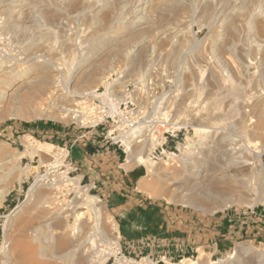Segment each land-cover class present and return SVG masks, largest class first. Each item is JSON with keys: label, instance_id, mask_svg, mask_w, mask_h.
Masks as SVG:
<instances>
[{"label": "rangeland", "instance_id": "1", "mask_svg": "<svg viewBox=\"0 0 264 264\" xmlns=\"http://www.w3.org/2000/svg\"><path fill=\"white\" fill-rule=\"evenodd\" d=\"M21 1L0 0V247L11 220V251L25 239L41 264H264V227L219 226L222 216L250 220L264 211V0ZM104 93L116 96L117 109L95 127L104 120L96 107L113 102ZM22 112L33 118H18ZM164 122L178 135L166 154L154 153L152 134ZM199 140V150L180 147ZM32 142L42 149L33 159L25 155ZM128 148L138 158L147 152L148 164H127ZM45 175L48 188L64 176L78 181L62 186L47 213L67 212L83 195L100 200L108 216L97 221L75 207L73 217L84 214L74 236L81 253L58 260L51 231L32 240L45 214L27 194ZM140 181L155 183L161 197L150 198ZM103 192L128 195V204L115 211ZM220 231L233 246L214 254ZM40 246L50 258L39 256ZM13 254L4 264H30Z\"/></svg>", "mask_w": 264, "mask_h": 264}, {"label": "bare ground", "instance_id": "2", "mask_svg": "<svg viewBox=\"0 0 264 264\" xmlns=\"http://www.w3.org/2000/svg\"><path fill=\"white\" fill-rule=\"evenodd\" d=\"M132 1H134V0H132ZM152 1H154V0H140V2H142V5L147 4L148 2H152ZM18 2H20V1H18ZM14 4H16V3H14ZM20 6H22V3L19 4V7ZM10 8H8L7 10H9ZM17 12L18 11H16V13ZM38 46H39V44H38ZM33 59H36V58H33ZM33 59H31V60H33ZM9 67H11V66H9ZM33 70L34 71H38L39 73L43 72L41 70V68H39L37 66H35V68H33ZM12 73L13 72L10 71V72H8L6 74L4 73V74L5 75H10V77L12 78ZM51 84L52 83H48V84L42 83L41 87L44 88L45 91H50V89H52L54 87L56 88V86H52ZM17 116H18V118H21L23 120H29V119L33 118V117H30L25 112H22V113L18 114ZM197 134L200 135L199 131L197 132ZM151 140L156 143L155 145H153V148H152V150H154L157 146H160L159 141H161L162 139H160V138H158V137L153 135ZM142 141H146V140H141V142ZM202 145H203L202 140H199L197 142H188L187 145H181L180 147L183 150V152L185 154H187L190 151L201 149ZM47 147H53V146L47 144ZM28 149H29L30 152H27L25 155L26 156H30L32 159L35 158L36 156H38L42 152L41 151L42 150L41 146L38 143H36V142H32L31 145L28 146ZM128 150H129L128 151L129 153H128V157H127V164H133L134 162H136L135 159H136V157L138 158L139 155L134 157L132 155V153H131L130 148H128ZM64 153L65 154H60L59 153V154L56 155L57 156V161L59 163L56 166L55 165L54 166L53 165L50 166L51 167V171L57 169L58 166H62L63 165V163L65 161V158H66V155H67V151L64 152ZM148 161H149V155H148L147 152H144L143 155L138 158L137 162L139 164H142L143 166H146L148 164ZM19 171H20V174L18 173V175H19L18 179H17V175H16L17 173L14 174V172H12L9 175H11L12 178L16 177V179L21 183V182H23V178H24V176L27 173V169H21ZM223 178L226 179V177H223ZM48 179H49V175L38 177V179L30 187L29 192L27 194L28 195V197H27L28 201H33L34 202V200H36L37 204H40L41 206H43L41 208H43L42 212L44 211V214H45L42 217V221L41 222L39 221L40 222L39 226L38 227L36 226L37 229H35L33 231L34 238H32V240L34 241V243L38 241L37 234H38V232H40L39 229H41V228H45L48 231H51L54 236H57L56 239H54V238L53 239H49V241H50L49 243L52 244V256H51V258L53 260L54 259L58 260V259L63 258L64 256H67L69 253L75 254L77 252H80V250H81L82 244L80 243V238H79V236L78 237H74V236H75V233H76L75 229H76L77 223L80 220V218L82 216H84V214H79L77 216V218L73 217V211H74L75 207H78L80 204L85 205L86 209H88L90 212L92 211L94 213V215L96 216L97 221L98 220L99 221H106V220H108V218H107L108 216L106 215V212H105V206L100 200H95L96 198L94 199L93 197H90V196L83 197V195H81L80 197L78 196V198H80V200L77 199V201L74 203V207L72 209L68 210L67 212H62V210H58L57 212H55L53 214L52 213H47L46 210H44V208L46 209V208H49L50 206L56 205V202L59 199L58 196L60 194V191L62 190L61 189L62 186L63 187H68L67 186L68 184H65L66 182L69 183V185H74V186L78 187V181L77 180L68 179L67 176L66 177L64 176L63 179L61 178V179H59L57 181L53 180V182H57V183L53 184V186L51 185V188H48L47 187L48 184H49L48 183ZM234 181L237 182L238 180H234ZM59 184H62V185L59 186ZM140 185H141L140 190L145 191L150 196V198L158 199V198L161 197L160 196L161 194H159L160 192H157L155 187H154L155 183L153 184V183H148L146 181H141ZM40 190L43 191L41 193L42 196H40V198H37V193ZM5 195H6V191H1L0 190V199H4ZM83 198H86V199L82 200ZM2 201L3 200H1L0 202H2ZM46 205H49V206H46ZM9 217H10V215L7 216V218H9ZM72 217L74 218V221H73L74 223L73 224L70 223V218H72ZM26 219H28V218H26ZM33 221H34L33 218H31L30 220H27V221L22 220L21 223L24 225V227H22V230L25 229V227H31ZM9 222H7V225H6L7 228H5L6 230H5V233H4V240H3V243H2V245L0 247V261L4 264V262L8 259V257H10L8 255H10L11 252L13 251V253H14L13 255L17 256L19 254V255H21L22 259L23 258L26 259L28 257L30 259V264H41V262L36 260V258H35V256L37 255L36 254L37 250L34 247H32L30 244L25 242L24 241L25 239L24 240H19V241L16 240L17 243L15 244L14 247H12L13 249L11 251V248H10V245H9L10 241H8L9 238H8V233H7V230H8V227H9V224H8ZM12 226H10V227H12ZM70 229L72 231H71L70 236H69V235L66 234V232H68V230H70ZM116 231L117 230L115 229V232ZM113 233H114V231H113ZM9 234H10V232H9ZM242 248H239V247L235 248V251L233 253H230L228 258L229 259H233L234 255L238 252V249H242ZM38 253H39V256L42 257L43 259L50 258V256H48L46 253H44L43 246H40V252H38ZM25 256H27V257H25ZM201 256H202V254H201ZM9 261H11V260H9ZM83 262H84V264H86L85 261H83ZM191 264H196V262H192Z\"/></svg>", "mask_w": 264, "mask_h": 264}, {"label": "crops", "instance_id": "3", "mask_svg": "<svg viewBox=\"0 0 264 264\" xmlns=\"http://www.w3.org/2000/svg\"><path fill=\"white\" fill-rule=\"evenodd\" d=\"M70 153L72 152L70 151ZM111 153H114V152H111ZM80 167H84V163ZM129 168H131V166ZM80 169L81 168H78V170ZM127 172L126 171L124 172L125 173L124 176L126 177H127ZM140 186L141 185L139 183V187ZM114 192H116V190ZM116 194L117 196L112 193L106 194L103 192V197L107 199L109 203L108 205H110L112 209H114L115 211H122L124 210L125 206L128 204L127 199L129 198V196L128 195L125 196V194L119 193V192H117ZM249 219L250 220L244 217L243 214H240L238 217H235L234 220H232L231 217L225 215V216L220 217V222L222 223L219 226L220 227H264V211L254 213V215L249 216ZM228 232L230 231L228 230ZM220 233L223 239H220V238L217 239V242L215 244L216 249L214 250V254L217 252H221L222 250L231 249V247L233 246V242L230 237L231 234L223 233L221 231Z\"/></svg>", "mask_w": 264, "mask_h": 264}, {"label": "built area", "instance_id": "4", "mask_svg": "<svg viewBox=\"0 0 264 264\" xmlns=\"http://www.w3.org/2000/svg\"><path fill=\"white\" fill-rule=\"evenodd\" d=\"M107 93L102 94L101 97H99V98L106 104H107V102L110 99L113 100V102H111V101L108 102L109 106L103 105L102 107L101 106L96 107V109H97L96 110L97 111L96 115H100L101 117H103L104 120L100 121L99 123H97L95 125V127L101 126L103 123H108L110 120H113L112 116H115V112H116L117 105H118L117 104V100L118 99H116V96H114L113 93H111V95H109L111 97L109 99L108 96L106 95ZM103 95H106V96H103ZM123 101L120 102L119 107L124 105L127 108L131 104L130 101H132V99H131V97H129L128 100H126L125 103H123ZM157 108H159V106H157ZM134 125H135V122H133V121L129 122V124H128V126H130V128L131 127L133 128ZM168 127H169L168 123L164 122V123H162V125H159L157 127L156 131L152 134V135H155L156 137H158L160 139H163L162 144H160V146L156 147V149L153 150L154 153H156L157 151L161 150L162 151L161 154H166L167 152L165 151L164 146L167 144V140L169 139V136L172 137V138H176L177 137V135H178L177 133H174V134H176V136L173 135V133H171L172 135H169V131L166 130ZM115 144L119 145V148L122 147V146H125V148H126V145H124L123 142L119 143V141H116ZM74 171H78V168H74Z\"/></svg>", "mask_w": 264, "mask_h": 264}, {"label": "trees", "instance_id": "5", "mask_svg": "<svg viewBox=\"0 0 264 264\" xmlns=\"http://www.w3.org/2000/svg\"><path fill=\"white\" fill-rule=\"evenodd\" d=\"M41 125H43V124H41ZM26 126H33V125H31V124H27ZM51 126H53L52 123H47V124L45 125V127H51ZM121 228H122V231H123L124 235H126V232H125V228H124V226H122Z\"/></svg>", "mask_w": 264, "mask_h": 264}]
</instances>
